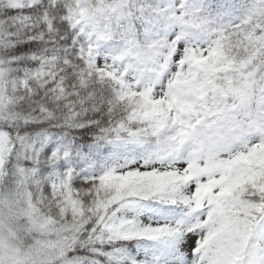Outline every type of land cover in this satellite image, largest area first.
<instances>
[{"label": "snow or ice", "instance_id": "snow-or-ice-1", "mask_svg": "<svg viewBox=\"0 0 264 264\" xmlns=\"http://www.w3.org/2000/svg\"><path fill=\"white\" fill-rule=\"evenodd\" d=\"M0 264H264V0H0Z\"/></svg>", "mask_w": 264, "mask_h": 264}]
</instances>
